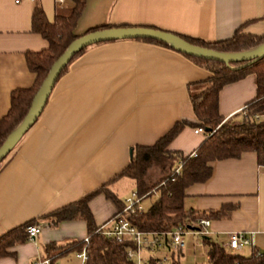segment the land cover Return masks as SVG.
<instances>
[{"label": "crops", "instance_id": "1", "mask_svg": "<svg viewBox=\"0 0 264 264\" xmlns=\"http://www.w3.org/2000/svg\"><path fill=\"white\" fill-rule=\"evenodd\" d=\"M37 6L53 23L69 5L0 0V119L10 109L11 92L35 82L25 53L48 48L32 30ZM104 26L152 28L205 42L231 39L239 29L264 36V0H86L74 34ZM209 77L171 49L133 40L91 46L74 60L0 170V236L31 221L41 227L35 240L10 248L12 255L0 258V264H34L50 244L58 248L50 253L55 264H69L73 258L80 264L73 244L88 236L86 223L53 225L43 217L103 186L124 203L136 191L135 183L117 177L128 167L133 148L153 146L178 122L195 124L189 93L203 91L206 85L197 83ZM255 98L251 75L220 91L219 114L225 120L239 118ZM259 119L264 121V113ZM195 130L185 127L168 150L184 156L197 151L206 137ZM211 167L206 182L185 190V210L219 212L207 219L212 241L223 246L230 234H242L251 246L238 253L264 252V167L254 153L213 162ZM148 198L141 203L143 209L149 207H144ZM88 207L97 227L119 210L104 194L91 199ZM184 241L185 247L173 256L178 264H207L203 239L187 235ZM156 256L169 257L168 250Z\"/></svg>", "mask_w": 264, "mask_h": 264}, {"label": "trees", "instance_id": "2", "mask_svg": "<svg viewBox=\"0 0 264 264\" xmlns=\"http://www.w3.org/2000/svg\"><path fill=\"white\" fill-rule=\"evenodd\" d=\"M66 1L72 4L70 13L66 16H56L53 23L47 21L41 7L37 6L33 10L32 30L47 41L48 48L37 53H25L27 67L35 75V82L30 88L11 92L10 109L0 119V147L26 116L33 98L44 82L51 66L67 47L80 37L74 34V30L85 9L86 0ZM113 27L104 26L89 32ZM175 35L192 45L221 53L245 52L264 43V36L243 34L241 29L237 30L231 39L218 42H205L200 39ZM133 41L170 49L164 44L147 39ZM87 49H83L73 57L68 66L62 70L59 78L67 72L69 65L82 56ZM178 54L210 73L208 79L197 83L206 85L202 92L196 95L189 93L196 123L178 122L153 146L133 148L128 167L117 177L132 180L140 197L155 196L147 209L142 208L135 214L127 215V220L143 233L168 234L179 225L185 226L187 229H194L201 219L209 220L218 216L219 212L199 214L184 208L185 190L193 184L206 182L211 177L213 162L238 159L244 153H254L257 157V164L264 167V121L255 118L264 113V58L250 65L234 63L230 68L220 62ZM251 75L254 76L256 87L255 100L243 109L239 118L231 117L225 120L219 114L220 91L227 85L239 82ZM187 126L201 129L202 134L206 137V140L196 151V156L192 158L189 155L184 156L179 152L168 150L170 143ZM9 156L10 154L0 164V170ZM180 163H183L180 173L174 174ZM153 166L160 168L162 177L157 182L149 184L148 170ZM153 191H155V195H153ZM100 194H104L119 210L123 209L124 203H121L106 186H103L85 195L77 202L43 218L51 219L53 225L76 220L86 223L89 243L86 246L87 260L85 264H134L127 258L128 249L134 248L133 243H117L96 233L98 227L89 210L88 203ZM33 223L31 221L0 236V258L11 256L10 248L28 241L27 228ZM203 243L208 248L207 264H264V252L256 249L252 250L251 255L243 256L238 252H227L221 244L212 241L207 236L203 237ZM83 244V242L74 243L73 247L81 251ZM57 249L54 244L46 246L44 257H52L50 253ZM169 251V264H178L177 259L173 257L174 253ZM156 255L147 259L148 264H157L159 257Z\"/></svg>", "mask_w": 264, "mask_h": 264}, {"label": "water", "instance_id": "3", "mask_svg": "<svg viewBox=\"0 0 264 264\" xmlns=\"http://www.w3.org/2000/svg\"><path fill=\"white\" fill-rule=\"evenodd\" d=\"M138 39L155 41L168 46L177 53L193 58L220 62L230 68L231 64L234 63H246V65H250L264 58V43L245 52L221 53L192 45L175 34L152 28H106L88 32L73 41L51 66L44 82L34 96L26 116L1 145L0 164L13 152L22 138L36 123L46 106L62 70L68 66L77 53L85 48L102 43Z\"/></svg>", "mask_w": 264, "mask_h": 264}, {"label": "built area", "instance_id": "4", "mask_svg": "<svg viewBox=\"0 0 264 264\" xmlns=\"http://www.w3.org/2000/svg\"><path fill=\"white\" fill-rule=\"evenodd\" d=\"M18 2V1H16ZM66 0H57V6L61 7ZM243 111V110H242ZM241 111V112H242ZM257 120L259 116L255 117ZM195 134H202L201 129H196ZM196 151L189 154V157H195ZM183 163H180L174 174H179ZM154 193V191H153ZM145 196L140 197L137 192H132L130 196L124 201L122 210H118L105 224L98 227L97 234L104 236L107 239L113 240L117 243L131 242L134 248H129L127 251V258L134 264H148V258L156 255L159 251L170 250L177 254L185 247V236L193 235L198 239H203L207 236L206 228L209 227L210 222L206 219H201L196 228L187 229L185 226L179 225L175 227L170 233H143L138 231L128 220L127 215L135 214L142 210V201ZM41 227L39 225H31L27 228L28 240H35L40 233ZM83 248L76 254L80 264H85L87 260L86 246L89 243L87 236L83 241ZM251 246L250 238L242 234H230L227 242L223 248L229 253H236L244 247ZM147 255V258H145ZM54 257H38L34 264H55ZM157 264H169L168 256H160Z\"/></svg>", "mask_w": 264, "mask_h": 264}, {"label": "rangeland", "instance_id": "5", "mask_svg": "<svg viewBox=\"0 0 264 264\" xmlns=\"http://www.w3.org/2000/svg\"><path fill=\"white\" fill-rule=\"evenodd\" d=\"M66 3H68V5H69L68 9H64L62 11V15L61 16L68 15L70 13V11H68V10H70L72 8V4L69 1L68 2L66 1ZM200 92H202V91L199 90V89H197V91H195V90L191 91V93L195 94V95L199 94ZM262 122H263V120H262ZM161 177H162V174H161V171H160L159 167L153 166V167L149 168V170H148V181H149V184H153V183L157 182ZM125 193H126V196H127L128 191L125 192ZM154 199H155V196H152V197H149L147 200H145L144 207L147 208L148 206H150ZM72 260H74V261L72 263H69V264H78V261H76L74 258Z\"/></svg>", "mask_w": 264, "mask_h": 264}]
</instances>
